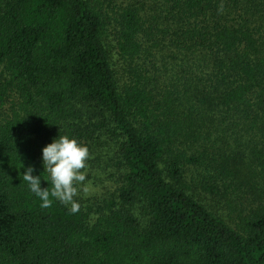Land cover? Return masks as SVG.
<instances>
[{"label":"trees","instance_id":"obj_1","mask_svg":"<svg viewBox=\"0 0 264 264\" xmlns=\"http://www.w3.org/2000/svg\"><path fill=\"white\" fill-rule=\"evenodd\" d=\"M0 264H264V0H0Z\"/></svg>","mask_w":264,"mask_h":264},{"label":"clouds","instance_id":"obj_2","mask_svg":"<svg viewBox=\"0 0 264 264\" xmlns=\"http://www.w3.org/2000/svg\"><path fill=\"white\" fill-rule=\"evenodd\" d=\"M89 158L87 145L75 137L58 135L41 149L43 172H46L51 180V190L49 191L48 186L45 188L40 186L42 176L33 174L32 165L25 167L22 173L23 180L29 191L41 201V207L50 206L51 197L71 205V210L76 211L78 205L74 197L85 182L84 169H86Z\"/></svg>","mask_w":264,"mask_h":264},{"label":"rangeland","instance_id":"obj_3","mask_svg":"<svg viewBox=\"0 0 264 264\" xmlns=\"http://www.w3.org/2000/svg\"><path fill=\"white\" fill-rule=\"evenodd\" d=\"M201 148L203 149L204 148V145ZM219 153H221V151H219ZM107 163H108V161L100 160L98 164L99 165H106ZM189 169H190L188 171L189 179H190V176H194V175L197 176L196 174H197V171H198V167L196 168V167L190 166ZM98 182H99V180H98ZM96 188H98V187H96ZM232 199H236V195H232ZM235 201L238 203L237 200H235ZM245 201H248V196H247V199L243 198V202H245Z\"/></svg>","mask_w":264,"mask_h":264}]
</instances>
